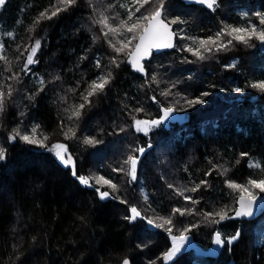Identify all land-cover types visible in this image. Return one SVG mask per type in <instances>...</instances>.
I'll return each mask as SVG.
<instances>
[{"label":"trees","instance_id":"16d2710c","mask_svg":"<svg viewBox=\"0 0 264 264\" xmlns=\"http://www.w3.org/2000/svg\"><path fill=\"white\" fill-rule=\"evenodd\" d=\"M129 4L134 12L139 6L131 0H76L42 20L40 13L50 15L57 0H5L0 6V92H12L0 113V147L5 149L0 264H121L126 257L131 264H264V212L253 220L236 216L238 192L225 184L264 177V92L251 87L264 81V55L253 39L249 45L233 41L225 49L213 48L199 60L184 50V38L175 29L182 24L188 33L208 36L222 19L236 24V8L264 13V0H216L212 10L165 0L163 18L178 20L171 23L175 45L145 61V76L126 63L135 41L122 53L109 44L112 40L119 47L126 31L106 38L107 29L95 22L104 16L118 25L127 19ZM155 6L153 0L137 13ZM37 40L36 63L25 67ZM109 72L110 82L86 103L91 82ZM237 87L243 91L234 92ZM197 99L203 103H188ZM81 104L77 118L72 113ZM167 107L183 119L149 127L147 133L135 130L133 117L153 120ZM33 126H38V139L48 137L46 147L9 140L13 128L30 133ZM69 128L75 135L66 139ZM85 137L99 142L86 145ZM149 143L133 180L124 161L129 155L138 158L136 149ZM53 144L67 147L77 176H103L118 189L113 192L95 179L92 186L80 184L72 166L65 167L49 151ZM223 168L229 169L226 175L220 174ZM201 180L207 184L196 192L176 194ZM97 188L109 196L101 200ZM133 206L143 218L126 220ZM173 208L191 214H173ZM220 209L228 218L219 223L211 222L219 217L205 218L204 213ZM158 216H171V235L147 223V218L159 223ZM186 227L190 246L165 261L171 236ZM217 233L221 245L214 243Z\"/></svg>","mask_w":264,"mask_h":264},{"label":"snow or ice","instance_id":"6c2138e0","mask_svg":"<svg viewBox=\"0 0 264 264\" xmlns=\"http://www.w3.org/2000/svg\"><path fill=\"white\" fill-rule=\"evenodd\" d=\"M165 0H155V7L147 14H141L140 16H136L135 14L137 12H140L142 8L145 7V5L153 3V0H131V4L133 5H139L135 8V12L129 11L127 15V19H121L119 24L116 26H113L108 22V18L102 16L100 20L95 21L96 23H99L102 25V31L103 29H107L106 32H104L105 37L107 38L109 35L116 36V35H122L123 32L131 33V39L128 37H125L123 40L117 41L119 44V47L116 46L112 42V40H109V44L111 47H113L114 51L117 53H122L129 47V45L132 44L133 41H138L134 44V50L128 52V62L132 65V67L139 72H144V66L141 64V60H143L146 56L151 54V51L153 49H161V48H171L174 45L172 44V36L174 33L170 30L169 23H166L165 20L162 18L163 15V7H164ZM196 3L206 5L208 8H213V6L216 4V0H195ZM76 0H57V5L54 6V10L51 11V14H48V10H45L44 12L40 13L39 19H51L52 17L56 16L59 12L67 10L68 7L75 4ZM5 4V0H0V6ZM121 7H126V5L121 4ZM260 25L264 26V13H256ZM135 18V19H134ZM134 20V22H133ZM38 22V21H37ZM178 20L174 19L171 21V23H177ZM227 36L230 37L228 39L227 44H224L221 42V37ZM257 40L261 43H264V27H257L255 24H248L246 27H235L232 25H224V27L218 31L215 34V37L209 36L207 39H201L197 41L195 38L192 39V44L196 45V47H190L186 46L184 50L191 52L193 56H195L199 60H203L206 58L204 53L211 52L213 47L217 51L225 49L227 45H231L233 41L236 43H242L245 45H249V42L251 40ZM2 47V46H0ZM40 47V41L37 40L34 44V46L31 48L30 54L27 56V65L33 64L35 61L33 59L36 51ZM113 64H116V60L112 61ZM99 63H97V67H99ZM119 65L117 64V67ZM111 78V72L107 73L106 76H100L97 80H94L89 85V91L87 92V95L83 97L85 102H89V97L96 95L98 92H102L105 88V86L110 82ZM153 82L156 81V77L153 76L152 78ZM41 84H43V81H41ZM251 87L254 89L259 90L260 92H264V81H260L257 83H252ZM234 92L240 93L243 91L241 88H234ZM12 92L11 90L5 94L4 92H0V113H3L5 110V99L6 95L11 96ZM163 95H168V92L162 93ZM203 95L207 96L208 93H204ZM189 104H198L203 103V100L197 99L195 101H188ZM84 107V104L79 105L72 113L73 116L79 117L80 116V109ZM137 112L143 111V109H136ZM174 111L172 107H167L163 109L164 115L159 120H139L133 117L134 127L137 132L143 131L147 133L149 127L151 126H157L161 124L164 120H166L171 113ZM71 119V117H69ZM37 127L33 126L31 132H22L19 127L13 128L12 131L9 133V140H15L16 138H19L20 141L29 144V145H38L39 147H46L44 141L48 139L47 136H43L42 139L37 138ZM69 133L72 135H75V132L69 128L68 131L64 133L65 138H69ZM94 137H85L83 140V143L86 145H95L98 143ZM49 151H54L56 158L61 161L62 164L65 165V167L72 166V175L76 176V178L79 180V183L86 186H92L90 184V180L95 179L96 184L98 185H107L110 189H112L113 192H115L118 189V186L114 184L110 179H106L103 176H95V177H85V176H77L75 171V165L74 161L71 155H66L68 149L63 144H53L51 149ZM136 151H139L140 153L144 152L143 148L136 149ZM244 155V154H242ZM5 159V149L3 147H0V160ZM137 160L138 158L129 155L127 159L124 161L125 164L129 166L127 175H129L133 180L136 179V166H137ZM239 163V161H237ZM216 167V166H214ZM249 167H260L258 164H249ZM113 171H124L123 168L121 169H113ZM229 169L223 168L220 172L221 175H226ZM207 181L201 180L199 184H196L191 189H180L177 190L176 194L183 196L184 192L191 191L196 192L201 185H206ZM225 184L229 189H232L233 191H237L240 193V195L237 197V202L239 203L240 207L235 210L236 216H250L253 212V207L257 201V194L254 191L255 189H258L259 192L264 193V177L260 179H249L246 184H239L235 181L228 179L225 180ZM169 187H172V185H169ZM96 191L99 193L100 199L103 200L106 197L109 196V192L107 191H100V188H97ZM185 200H191V197L184 196ZM124 203L125 201H121ZM193 203H196V201H193ZM173 214H179L181 216L185 214H191L189 210L187 209H181V208H173L172 210ZM130 216H126L125 219L129 221H134L137 217H141V213L138 211L136 207L130 208ZM205 218L216 216L219 217V220H212V223H219L220 220H224L227 217V212L224 209H220L218 211H215L214 213H204ZM143 218V217H141ZM156 220L160 221L159 223H155L152 218H147V223L149 225H153L156 228H163L166 232L169 233V235L172 234V227L173 220L171 216L169 217H162L158 216L156 217ZM167 226V227H166ZM197 225H192L191 227H196ZM190 228L186 227L183 230H181V233L179 236L172 235V247L164 253V260H170L177 252L180 251L183 243L188 239L185 235L186 232H188ZM239 236V232L235 236H232L228 243L231 244L232 241L236 240ZM214 243L217 245H221L224 243V241L221 239L220 234L217 233L214 238ZM122 264H130L129 260L125 258L122 261ZM151 264H155V261H152Z\"/></svg>","mask_w":264,"mask_h":264},{"label":"rangeland","instance_id":"374dc122","mask_svg":"<svg viewBox=\"0 0 264 264\" xmlns=\"http://www.w3.org/2000/svg\"><path fill=\"white\" fill-rule=\"evenodd\" d=\"M130 4L127 6V10L128 12L129 11H133V9L130 8ZM236 12L237 14L239 15L236 19V21H238L236 24L233 23V22H229L227 23V20H221L217 25L214 26V28L212 29V31L210 32V34L208 36H198L197 34H195V32H187L186 30H184V28L180 25L178 27H176V32H177V35L178 37H183L184 38V46H190V47H196V45H193L192 44V39L195 38L197 41L201 40V39H207V37L209 36H213L215 37V34L220 31L224 25L228 24V25H232V26H235V27H246L248 24H255L257 27H264L262 25H260V22H259V19L256 15V13H259V11H255L253 13V15L251 13L248 12L247 9L245 8H236ZM143 14V13H142ZM136 16H140L141 13H137L135 14ZM135 19V18H134ZM134 22V20H133ZM191 33V34H190ZM131 36L132 34L131 33H125V37H128L129 39H131ZM228 39H230V37H227V36H222L221 37V42L224 43V44H227V41ZM250 43H253V40H251L249 42ZM258 44V43H257ZM215 49V47H213ZM31 50L29 51L28 55L30 54ZM27 55V56H28ZM34 59V57H33ZM34 63H36V60L34 59ZM26 63H27V58H26ZM231 64V63H230ZM164 115V113L162 112V115L159 117V118H156V119H153V120H159L162 116ZM183 119V115L181 113H177V112H172L171 115L166 119L164 120L161 124H164V125H170L171 123L175 122V121H178V120H182ZM148 121H151V120H148ZM151 127H155V126H151ZM123 155H121L120 157H122ZM247 183V182H246ZM246 183H242V184H246ZM258 189H255L254 191L256 192L257 196L261 194V192H259V190L257 191ZM263 194V193H262ZM240 195V193L238 192V196ZM187 236V240L183 243L181 249L179 252H177L176 254L180 253L181 251L187 249L190 244H191V238L189 235H186ZM175 254V255H176ZM174 255V256H175ZM173 256V257H174Z\"/></svg>","mask_w":264,"mask_h":264},{"label":"water","instance_id":"95a60500","mask_svg":"<svg viewBox=\"0 0 264 264\" xmlns=\"http://www.w3.org/2000/svg\"><path fill=\"white\" fill-rule=\"evenodd\" d=\"M181 1H182L183 3H185L186 5H190V4H199V3H196L195 0H181ZM201 5H202V4H201ZM203 6H204L205 8H207V9H209V10H212V9H213V8H208L206 5H203ZM162 18H163V15H162ZM163 19H164V18H163ZM164 20H165V19H164ZM165 22H166V23H169L167 20H165ZM169 25H170V30L174 33V35L172 36V44L175 45V41H176V32H175V30L173 29L172 24L169 23ZM136 42H138V41H135V43H136ZM135 43H134V44H135ZM173 47H174V46H173ZM173 47H171V48L153 49V50L151 51V54H150V55L146 56L143 60H141V64L144 66V72L136 71V70L132 67V65L128 62V56L126 57V63L129 65L131 71H133V72H135V73H138V74H140V75L145 76V75H146L145 61H149V60L151 59V57H152L153 54H158V53L163 52V51H165V50H170V49H172ZM257 47H258L260 53H261L262 55H264V43H261V42L258 41ZM132 50H134V46H133V49H132ZM132 50H131V51H132ZM151 147H152V144L149 143L146 147H141V148L144 149V152H143V153H140V152L138 151L137 166H138V164L140 163L141 159L144 157L145 153H146L148 150H150ZM137 166H136V167H137ZM236 205H237V208L240 207V205H239V203L237 202V200H236ZM263 212H264V194H260V195L257 196V201H256V203H255V205H254V207H253L252 215H250V216H242V217H243L244 219H246V220H253V219L257 218V217H258L260 214H262ZM126 258H127V257H126ZM124 259H125V258H124ZM124 259H123V260H124ZM127 259L129 260V262H130V264H131L130 259H129V258H127ZM123 260H122V261H123ZM121 264H122V262H121ZM230 264H236V263L234 262V260H231V261H230Z\"/></svg>","mask_w":264,"mask_h":264},{"label":"flooded vegetation","instance_id":"af4514ba","mask_svg":"<svg viewBox=\"0 0 264 264\" xmlns=\"http://www.w3.org/2000/svg\"><path fill=\"white\" fill-rule=\"evenodd\" d=\"M214 7V6H213Z\"/></svg>","mask_w":264,"mask_h":264}]
</instances>
